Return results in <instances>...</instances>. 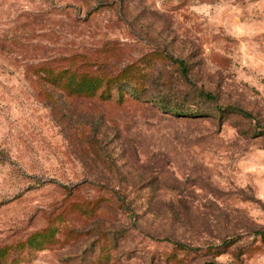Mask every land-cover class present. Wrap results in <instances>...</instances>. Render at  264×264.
I'll return each mask as SVG.
<instances>
[{
	"label": "rangeland",
	"instance_id": "obj_1",
	"mask_svg": "<svg viewBox=\"0 0 264 264\" xmlns=\"http://www.w3.org/2000/svg\"><path fill=\"white\" fill-rule=\"evenodd\" d=\"M262 129L264 0H0V264H264Z\"/></svg>",
	"mask_w": 264,
	"mask_h": 264
},
{
	"label": "trees",
	"instance_id": "obj_2",
	"mask_svg": "<svg viewBox=\"0 0 264 264\" xmlns=\"http://www.w3.org/2000/svg\"><path fill=\"white\" fill-rule=\"evenodd\" d=\"M169 59L178 65L179 71L181 72L182 76L189 80L188 76V64L184 60L180 59H174L172 57H169ZM44 75H41L43 80H48L51 84L55 86H63L65 90H67L71 94H75L77 96L79 95H85L88 97L95 96L100 89L105 87L106 91H104L102 98L109 99V90L111 88L116 89L118 92V96L120 100H123V98L126 95L131 96H139V94H144V92L147 90L146 85V77L143 75L140 79L136 77H132L130 75V68L124 70L123 72L119 73L116 76H107L104 77H96V76H90L86 74L80 75L79 80L77 79V74L69 72V70L60 71L57 74L51 69H43L42 71ZM194 92V91H192ZM194 94L196 95V98L202 101H217V97L211 93L205 92L203 90L195 91ZM156 103L159 105L160 108H166V103L164 101H156ZM171 107V112L180 115V109L177 106H169ZM217 113L219 114V119L225 118L230 113L233 114H239L242 117L253 119L252 114L249 112L241 109V108H228V109H218ZM264 132V129H262ZM55 231L52 229H48L41 233H36L35 235L31 236L26 241V247L29 249H35L38 247H44L45 244L49 243V241L54 238ZM229 244V242L227 243ZM178 248L190 252L195 249L192 247H188L183 244H178ZM20 248V246H18ZM9 248L3 247L0 248V261L5 260L6 257L9 255ZM217 256L222 255L224 251L218 253L216 251Z\"/></svg>",
	"mask_w": 264,
	"mask_h": 264
}]
</instances>
